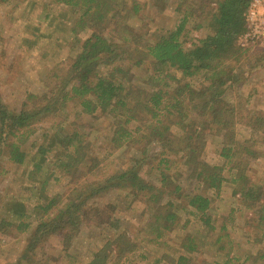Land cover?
Masks as SVG:
<instances>
[{"label": "trees", "instance_id": "obj_1", "mask_svg": "<svg viewBox=\"0 0 264 264\" xmlns=\"http://www.w3.org/2000/svg\"><path fill=\"white\" fill-rule=\"evenodd\" d=\"M8 1L0 0V5ZM53 1L74 14L69 28L77 52L70 56L68 63L52 69L55 83L50 85L45 101L39 100L33 93H27L20 109H11L0 103V177L5 172L3 161L19 165L27 162L28 151L24 145L33 134V127L49 117L66 113L72 101L78 103L80 113H106L109 129L104 137L108 139L107 147L110 145V150L101 158H90L84 132L64 125L56 127L53 132V146L57 149L55 165L74 187L65 196L61 193L44 194L45 201L35 205L38 225L30 235L20 259H29L30 252L42 242L44 234L61 231L67 238H72L81 227L90 223L87 225L103 227L95 233V239L99 238L100 242L97 241L96 248L90 251L85 264H110L113 252L119 264H131L133 261L129 255L140 250L139 243L118 234L114 229L117 225L105 224L94 216L96 209L92 213L94 207L88 206L91 199L113 189L125 190L133 195L149 193L148 199L155 205L150 206L151 212L147 217L148 241L162 248H173L165 237L173 226L179 224V206L213 229L208 213L212 201L208 194L199 189L187 192L181 205L171 198L162 200L163 182L160 186L151 184L146 179V173L157 171L161 176L160 181L166 180L167 173L177 164L174 156L183 151H193L204 131L214 129L218 134L233 127L240 119V112L225 99L224 93L226 85L238 83L244 76L241 66L235 70L232 65H237L248 51L239 45L238 40L246 29L244 13L251 0H214L213 6L210 5L213 0H200L201 5L188 0L183 10L180 6L176 7L179 17L173 27L143 43H140L136 33L125 26L131 17L141 11L137 0ZM153 1L161 3L165 0ZM194 16L209 17L213 21V31L186 48L180 37ZM89 29L92 30L89 36L85 39L79 37L81 32ZM125 59L130 61L128 66L124 64ZM146 62L153 66L152 73L146 78L153 89L144 99L131 98L127 95L126 83L131 65L140 66ZM175 71H179L183 77L202 73L203 78L194 87L187 81L183 82ZM247 125L264 130V112L250 116ZM135 134L140 140L157 145V151L150 161L152 164H147V151L144 148L126 168L106 174L102 172L104 158ZM232 150L231 146H223L220 151L223 163L203 164L195 177L199 183L205 182L219 191L226 180L223 172L227 169L231 179L236 182L234 193L244 205L248 207L262 200L257 218L264 222V188L260 190L247 174L249 159L234 156ZM180 189L177 187V191ZM24 207L14 212L19 219L14 224L10 219L1 218L0 229L15 225L19 231H28L31 222L26 219L31 214ZM262 236L264 240V232ZM180 238L174 264H195L188 253L197 251L200 242L189 233ZM138 255L141 259L148 258L144 252ZM248 257H254L256 261L264 258V252ZM20 259L14 264H22L19 263ZM149 260V264H164L162 256ZM232 261V257H225L199 264H233Z\"/></svg>", "mask_w": 264, "mask_h": 264}, {"label": "rangeland", "instance_id": "obj_2", "mask_svg": "<svg viewBox=\"0 0 264 264\" xmlns=\"http://www.w3.org/2000/svg\"><path fill=\"white\" fill-rule=\"evenodd\" d=\"M137 1L141 11L131 17L125 26L127 30L136 33L140 43H143L173 27L179 17L176 7L180 6L183 10L188 0H165L161 3L153 0ZM190 1L201 5L200 0ZM214 4L213 0L210 5ZM205 6L209 9L207 4ZM73 19L74 14L67 7L53 0H9L0 5V103L11 109H20L27 93H33L39 100L45 101L50 85L55 83L52 69L68 63L70 56L77 52L69 28ZM212 29L213 21L209 17L194 16L180 37L183 46L192 47L200 38L210 34ZM91 31H83L79 37L85 39ZM244 49L248 51L243 54L240 62L232 65L235 70L241 66L244 76L238 83L226 85L224 93L225 99L240 112L238 122L218 134L214 129L204 131L193 151H183L174 156L177 164L167 173L166 180L160 181L161 176L157 171L146 173V179L151 184L160 186L163 182L162 200L171 198L181 205L185 202L184 194L187 192L199 189L208 194L212 201L208 213L213 229L179 206V224L173 226L165 237L173 248H162L148 241L147 217L151 212L150 206L155 205L148 199V192L133 195L125 190L113 189L89 201L88 206L94 207L90 209L91 212L94 213L96 209L95 217L107 225H117L114 229L118 234L139 243L140 250L129 255L133 261L131 264H149V259L155 256H162L164 264H174L179 252L180 237L186 233L192 234L200 242L197 251L188 253L195 264L202 261L211 263L225 257H232L233 264H264V258L254 261L256 258L248 257L264 252V222L257 218L262 200L248 207L244 205L234 193L236 182L231 179L227 169L223 172L226 180L219 191L210 188L205 182L199 183L195 177L201 165L223 163L220 151L223 146H231L234 156L249 159L247 174L260 190L264 188V130L247 125L250 116L264 112V46ZM128 60H124L126 66L130 64ZM131 66V73L126 78L127 95L144 99L153 89L146 79L152 73L153 66L148 62ZM175 72L183 82L187 81L194 87L203 78L202 73L183 77L179 71ZM79 108L75 101L69 102L66 113L49 117L33 127L34 132L24 145L28 151L25 164L3 161L5 172L0 177V219H10L13 224L18 222L14 212L25 206L31 214L26 219L31 222V227L28 231H19L15 225L0 229V264H14L20 259L30 235L38 225L35 205L45 201L44 194L49 196L61 193L65 196L74 187L55 165L57 149L54 148L53 132L56 127L64 125L84 132L90 158H101L110 150V145L107 147L108 139L104 137L109 129L106 113H80ZM46 148L52 149L44 151ZM144 148L147 151V164H152L150 161L157 151V145L142 141L135 134L104 158L101 171L106 174L126 168ZM177 187L181 188L180 191H177ZM184 223L186 225L183 226ZM87 224L90 223L81 227L72 238H67L61 231L44 234L42 242L30 252L29 259L22 257L19 263L85 264L90 251L96 248L97 241L100 242L99 238L95 239V233L103 227ZM91 237L94 238L90 240ZM139 252L146 253L148 258L141 259ZM114 254L110 264H119Z\"/></svg>", "mask_w": 264, "mask_h": 264}, {"label": "built area", "instance_id": "obj_3", "mask_svg": "<svg viewBox=\"0 0 264 264\" xmlns=\"http://www.w3.org/2000/svg\"><path fill=\"white\" fill-rule=\"evenodd\" d=\"M244 19L246 29L239 37V45L244 48L264 46V0H251Z\"/></svg>", "mask_w": 264, "mask_h": 264}]
</instances>
